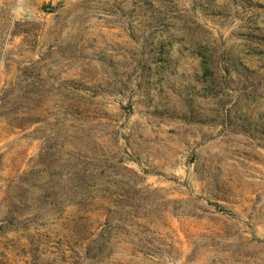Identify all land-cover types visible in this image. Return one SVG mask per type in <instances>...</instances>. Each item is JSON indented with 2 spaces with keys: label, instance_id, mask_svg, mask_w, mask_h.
Returning a JSON list of instances; mask_svg holds the SVG:
<instances>
[{
  "label": "rangeland",
  "instance_id": "1",
  "mask_svg": "<svg viewBox=\"0 0 264 264\" xmlns=\"http://www.w3.org/2000/svg\"><path fill=\"white\" fill-rule=\"evenodd\" d=\"M0 264H264V0H0Z\"/></svg>",
  "mask_w": 264,
  "mask_h": 264
}]
</instances>
